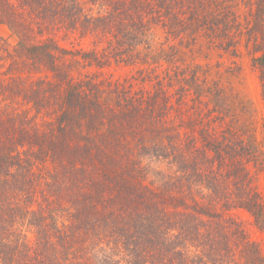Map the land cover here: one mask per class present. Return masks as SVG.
I'll return each mask as SVG.
<instances>
[{"label":"trees","instance_id":"obj_1","mask_svg":"<svg viewBox=\"0 0 264 264\" xmlns=\"http://www.w3.org/2000/svg\"><path fill=\"white\" fill-rule=\"evenodd\" d=\"M154 1L166 32L179 33L174 5L180 1ZM144 8L143 0H0V23L18 39L8 54L16 69L28 60L59 79L57 62L69 52L54 34L70 39L75 31L79 37L111 33L113 41H107L123 56L126 35L123 28L118 35L112 30L130 16L140 35ZM251 23L264 91V0H254ZM11 74L0 83V264H264L238 222L200 208L205 198L244 208L255 220L264 215V198L248 187L240 166L232 175L233 197L218 185L214 169H206L203 149L210 145L213 162L220 164L227 146L216 142L219 149L202 139L203 149L196 147L147 114L148 96L110 81L51 82V89L40 92L45 99L51 94L56 113L33 120L27 109L18 111L24 78ZM104 94L113 96L110 102ZM44 102L35 100L32 107L41 111ZM146 155L176 167L163 187L144 183ZM194 182L205 192L194 189ZM25 224L34 235L31 242L22 235ZM104 239L117 251L97 259L89 250ZM237 247L240 260L234 257Z\"/></svg>","mask_w":264,"mask_h":264},{"label":"rangeland","instance_id":"obj_2","mask_svg":"<svg viewBox=\"0 0 264 264\" xmlns=\"http://www.w3.org/2000/svg\"><path fill=\"white\" fill-rule=\"evenodd\" d=\"M179 1L174 10L182 27L176 35L168 34L162 26L154 0H143L145 8L140 18L144 30L140 35L135 32L136 23L130 16L122 17V23L112 33H120L123 28L122 34L126 35L122 39L123 56L117 53L114 44H109L111 33L98 36L92 32L79 37V32L75 31L70 39L54 34L69 52L57 62L59 79L42 65L28 64V60L17 63L20 67L16 69L8 54L13 53L18 39L6 24L0 23V83L7 81L10 73L15 78H24L17 95L18 111L27 109L33 120H48L56 113L51 94L45 99L40 92V88L51 89V82L67 79L72 83L90 80L119 83L131 93L148 96L146 105L150 111L147 114L172 125L187 142L202 149V139L210 144L221 142L224 150L227 146L228 154L220 150L222 164L213 162L216 156L209 150L210 145L202 153L207 159L206 169H214L218 185L233 191L231 197L236 186L232 184L234 168L240 166L245 183L264 198V91L254 62L260 55L259 39L251 29L254 0ZM97 5L91 6L92 11L98 9ZM127 25H130L128 29ZM34 39H40L36 30ZM102 97L107 102L113 98L105 94ZM35 100L45 101V108L36 111L32 107ZM157 136L160 137V133ZM143 157L144 183L150 188L163 187L176 167L161 157ZM200 183L194 182L193 187L202 194L205 191L199 187ZM184 201L190 204L189 200ZM200 208L238 222L246 238L258 246L264 256V215L255 220L244 208L229 202L224 207L219 202L210 204L205 198L200 201ZM22 229L24 239L31 242L34 235L28 225H22ZM238 247L234 257L240 260ZM116 251L104 239L89 253L101 259Z\"/></svg>","mask_w":264,"mask_h":264}]
</instances>
